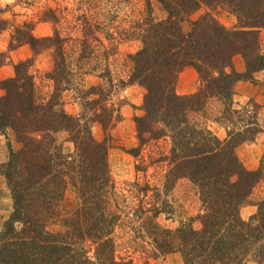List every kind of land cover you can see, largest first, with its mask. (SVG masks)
I'll return each instance as SVG.
<instances>
[{
	"label": "trees",
	"instance_id": "obj_1",
	"mask_svg": "<svg viewBox=\"0 0 264 264\" xmlns=\"http://www.w3.org/2000/svg\"><path fill=\"white\" fill-rule=\"evenodd\" d=\"M156 1L165 16L155 18L148 12L136 26L140 47L130 55L128 82L145 90L143 114L134 117L137 137L140 144L159 136L170 138L163 188L167 192L177 179L187 178L196 189L201 212L175 228L155 222L163 206H155L150 215L141 208L138 212L151 227L155 248L162 254L178 252L184 264H264V201L249 218L240 215L253 187L264 178V153L253 170L235 153L236 145L260 131L258 106L248 101L253 113L246 115L232 107L239 81L253 80L260 71L264 80L259 38L264 0ZM146 3L150 10L149 0ZM201 6L208 10L190 19ZM217 10L232 14L235 24L221 23ZM83 23L84 35L93 34L90 24ZM15 32L13 38L18 39L20 29ZM24 36L35 53L39 46L56 44L54 66L47 75L54 87L47 99L37 98L30 58L15 63L14 74L0 80V133L18 145L13 149L7 141L9 153L1 167L12 204L0 229V264H116L110 237L116 217L107 210V147L91 135L89 122L68 114L59 101L71 74L62 38L58 33ZM17 44L11 41L9 48ZM235 55L242 57L243 71L234 68ZM5 58L0 52V66ZM185 67L196 71L199 84L192 93L178 94L176 78ZM212 100L223 106L218 119L234 124H225V139L197 119ZM97 102L98 98L91 101ZM235 114L240 123L230 120ZM62 131L74 145L70 154L61 149L57 135ZM138 150L130 151L137 155ZM68 182L76 187L79 203L61 213L58 206ZM55 223L59 229L50 230ZM87 241L95 246L92 255L84 246Z\"/></svg>",
	"mask_w": 264,
	"mask_h": 264
},
{
	"label": "rangeland",
	"instance_id": "obj_2",
	"mask_svg": "<svg viewBox=\"0 0 264 264\" xmlns=\"http://www.w3.org/2000/svg\"><path fill=\"white\" fill-rule=\"evenodd\" d=\"M149 2L150 10L147 9L146 0H0V52L6 56L0 66V80L14 74L15 63L33 59L29 72L33 76L36 96L47 99L54 87L47 75L54 66L56 44L39 46V51L35 53L24 35L43 38L58 33L63 40V56L71 68L69 86L62 91L59 101L68 114L78 116L81 123L89 122L91 135L103 141L107 147V210L116 217L110 234L116 264H184L178 252L162 254L155 248L151 227L149 229L145 225L143 217L150 215L155 206H163L155 222L164 228H175L201 212L196 189L187 178L177 179L167 192L163 188L169 168L166 157L171 147L170 138L164 135L140 144L137 137L134 117L143 114L141 104L145 90L136 82H128L132 68L130 55L140 47L136 26L148 12L155 18L165 16L159 2ZM207 10L201 6L190 15V19L198 18ZM215 12L225 26L235 24L232 14L222 10ZM83 20L90 24L93 34L84 35ZM16 28L20 29L18 39L13 38L17 35ZM21 38L23 40L19 43ZM259 38L264 54V27L260 29ZM11 41L18 44L10 49ZM233 66L237 71L244 70L240 55L234 56ZM198 84L196 71L192 67H185L177 75L175 90L178 94L192 93ZM97 98L96 104L91 103ZM250 100L258 106L256 118L260 131L252 139L236 145L235 153L245 168L253 170L260 166L264 153L262 71L255 73L253 80L238 82L232 107L242 110L241 115L252 114L253 110L246 105ZM222 107L212 100L197 119L218 138L225 139L228 129L225 124H229L230 128L234 124L226 119H218ZM96 116L103 118L96 120L99 118ZM230 120L239 122L237 114ZM57 137L63 153H72L74 145L68 140V133L59 132ZM8 140L13 149L18 148L13 137L7 139L0 133V229L12 204L1 173L9 153ZM136 147L139 150L134 155L130 150ZM262 201L264 178L256 183L247 202L241 207V217L249 218ZM78 203L76 187L68 182L58 211H72ZM140 208L144 215L138 212ZM193 225L198 227L199 222L195 220ZM48 228L55 231L59 225L55 223ZM84 246L92 255L95 246L89 241ZM246 264L258 263L249 261Z\"/></svg>",
	"mask_w": 264,
	"mask_h": 264
},
{
	"label": "crops",
	"instance_id": "obj_3",
	"mask_svg": "<svg viewBox=\"0 0 264 264\" xmlns=\"http://www.w3.org/2000/svg\"><path fill=\"white\" fill-rule=\"evenodd\" d=\"M4 47V46H3ZM238 84V83H237ZM237 86V85H236Z\"/></svg>",
	"mask_w": 264,
	"mask_h": 264
}]
</instances>
